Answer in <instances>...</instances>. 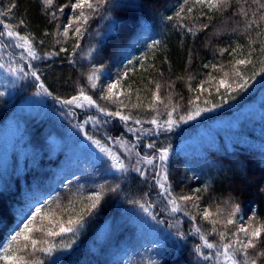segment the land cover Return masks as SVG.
I'll use <instances>...</instances> for the list:
<instances>
[{
  "label": "trees",
  "instance_id": "16d2710c",
  "mask_svg": "<svg viewBox=\"0 0 264 264\" xmlns=\"http://www.w3.org/2000/svg\"><path fill=\"white\" fill-rule=\"evenodd\" d=\"M121 2L134 3L139 7L102 9L90 21L89 30L79 41L81 47L74 57L70 56L71 40L62 44L55 42V24L68 22L74 15L70 8H65L63 15L58 13V21L49 23L50 17L40 0H0V10L6 9L10 3L16 4L12 13L0 16V20L15 25L24 21L19 29L22 34H31L37 41H45L37 49L41 55L57 51L61 47L69 50L50 60L32 61L40 71L41 82L54 96L61 100L68 99L77 95L78 90L83 87L97 103L110 109L112 105L99 99L101 87H106L116 78L117 72L128 58L145 52L148 42L152 39L162 40V51L156 53L155 59L150 56L148 61L158 71H144L137 64L136 71L130 72L127 81L122 82L120 92L130 94L132 103H137L139 96L145 105L143 111L133 110L134 114L144 121H149L153 116L161 121L167 119L164 105L158 106L159 115L147 108L151 99L150 89L154 87V83L150 84L149 81L160 83L165 103L171 92L172 104H179L173 118L177 114L183 115L191 107L190 99L201 108L211 107V103L206 105L204 101L220 106L202 112L192 121L180 123L171 132L147 136L143 143L155 140L158 146L171 145L169 179L176 194L189 193L191 189L207 184L210 191L201 201V208L209 207L215 212L218 205L222 207V202L232 196L241 205L246 222L252 210H255L258 222L264 223V75L250 80L249 87L243 92L233 93L235 99L228 96L222 98L220 93H223V89L220 93L216 91V85L219 79L224 78V72H229L231 78L230 61H233V56L228 52L221 55L219 49L231 48L239 43L245 46L242 52L247 53L249 39H257L256 33L252 32L249 36L244 32V17L233 15L237 6L223 14L217 13L211 19L200 16V23L207 24L208 27L193 37L182 34L171 26V22L163 19L164 16L171 15L182 0ZM67 3L69 0H54L51 10ZM248 4L250 11L257 7L252 4V0H248ZM117 11L121 14L118 15ZM112 20L117 23L109 31ZM200 23L195 25L196 28H199ZM261 26L264 27V21ZM145 27L147 32L144 31ZM233 28H238V31L234 33ZM46 32L51 35L45 37ZM60 39L63 40V37ZM253 47L257 49L253 59L257 62L256 71L259 72L264 67L259 64V60L264 59V56L259 52V44ZM90 48L96 51L88 57L86 54ZM2 51V63L6 64L11 60L14 66H25L26 62L20 59L21 49L13 45ZM236 58H240V55ZM72 59L76 61L75 64L71 62ZM212 63L218 66L222 64L223 71H216L211 66L204 67L205 64ZM93 65H104L96 89L90 88L86 79ZM240 68L246 76L252 74L251 65ZM209 74L214 79L209 80ZM179 77L183 79H178ZM169 85L173 87L170 89ZM189 85L193 90H189ZM200 85H203V92H200ZM38 91L44 99L45 115L27 112L23 108ZM0 92H4L0 96V128L9 122H13L15 128L6 157L0 155V247L8 243L10 236L17 230L21 215L29 205L35 206L36 200L41 203L48 200L55 216L66 220L69 214L75 218L82 205L88 202L86 197L101 191L98 185L104 184L107 188L119 183L121 188L118 192L104 191L99 207L91 215L85 214L83 226L75 236L68 233L62 238H55L57 243L61 239L65 242L75 239L76 242L72 248L53 252L52 261L51 257H43L45 264H212L196 255L195 246L202 244V241L192 232L189 218L183 213L173 214L164 210L167 201L158 195L151 173L145 180L132 171L122 176L115 170H108L107 165L94 167L93 161L87 167L81 166L82 158H71L69 150L70 139H80V133L78 136L74 132L67 139L65 130H60L56 125L60 112L65 116L71 113L74 117V120L66 119L64 128L81 124L87 117L94 116L102 123L90 136L99 134V137L106 139L108 136L118 137L124 133L125 139L134 140L127 133L123 122L107 117L87 104L85 109L63 105L44 94L31 76L17 80L11 87L0 84ZM197 95L200 100H195ZM225 119L231 121L229 126L211 133L209 138L188 147L186 151L178 149L181 142L195 139L200 131L208 130L214 123ZM151 127L154 126L147 122L144 124V128ZM143 143L140 145L142 154L149 151L143 147ZM111 149L122 157L126 156L124 149L118 144L112 142ZM145 193L148 195L145 196ZM130 200L152 204L149 211L166 223L156 225L147 212L138 205L130 204ZM70 202L74 205V210L70 207ZM61 209L65 211L62 213ZM177 219L181 221L179 227L186 234V239H179L175 235V228L168 227V223H175ZM200 225L202 230L211 228L205 221H200ZM216 239L215 234L209 237L210 242ZM202 251L209 250L204 248ZM0 264L5 262L0 260Z\"/></svg>",
  "mask_w": 264,
  "mask_h": 264
},
{
  "label": "snow or ice",
  "instance_id": "6c2138e0",
  "mask_svg": "<svg viewBox=\"0 0 264 264\" xmlns=\"http://www.w3.org/2000/svg\"><path fill=\"white\" fill-rule=\"evenodd\" d=\"M40 2L46 14L50 17L49 23L58 21V13L63 15L65 8H70L74 13L67 23L55 24L56 44L71 40L70 56L72 57L76 55L77 49H80L79 41L88 32L90 21L102 9L107 10L110 7L114 10H121L139 7V5L134 3H122L121 0H69V3L57 6L55 10H51L54 6V0H40ZM252 4L257 5L254 11L249 10L248 0H182L171 15L163 17L166 22H171V26L174 29L182 34H190L195 37L197 32L203 31L208 27L207 24L200 23V16L211 19L217 13L223 14L237 6L233 15L238 14L244 17L242 21L244 32L249 34V36H251L252 32H255L257 39H249L247 53L242 52L245 46L239 43L231 48L219 49L221 55L228 52L229 55L233 56V61H230L231 78H229V72H224V78L219 79L216 85L218 93H220L221 89L224 90L223 93H220L222 98L228 96L231 99H235L236 97L232 95L233 93L243 92L249 87L250 80H254L259 75H264V67L257 72V62L253 59V54L257 51L253 47L255 44H259V52L264 56V27L261 26V22L264 21V0H252ZM15 7L16 4L10 3L6 9L0 10V16H9ZM197 12L199 15H196ZM117 14L120 15V11H117ZM116 23L115 20L111 21L109 31L112 30ZM197 23H200L199 28L195 26ZM23 24L24 21H20L19 25H15L0 20V26H2L0 27V50H6L14 45L15 48L22 50L20 59L26 62L25 66L21 67L18 65L14 66V62L9 60L6 64L0 63V69H6L10 74L15 75L18 80L31 76L38 82V87L44 94L63 105L84 108L85 104H87L89 107H95L99 113L123 122L127 133L131 134L134 140L125 139L124 133L118 137L108 136L106 139L124 149L125 157L106 147L101 140L87 136L86 133L85 135L101 153H104L110 159L111 164L108 170H115V172L121 173L122 176L132 171L145 178V180L148 179L149 173L152 174L151 179L154 181V187L158 189V195L167 201L164 210L173 214L183 213L191 221L192 232L198 235L200 241H202V244L195 246L194 251L203 261L212 262V264H262L264 262V223L258 222L255 210H252L246 222L241 205L232 196L222 202V207L218 205L215 212L211 211L209 207L201 208V201L205 199V196L210 191L207 184L193 188L189 193L176 194L169 179L168 161L171 145L158 146L155 140L143 143L147 136H159L171 132L180 123L192 121L199 117L202 112H208L220 106L211 101H204L206 105L211 103V107L201 108L199 104L190 99L189 104L191 107L183 115L177 114L176 118H173L174 113H177L179 104H172L171 92L167 96V103H165V98L161 96L160 83L149 81L150 84L154 83V87L150 89L151 99L148 101L147 108L150 111L157 112V115H159L158 106L164 105L167 119L161 121L156 116H153L149 121H144L134 114L133 110L143 111L145 105L139 96H137V103H132L130 94H122L120 92L123 87L122 82L127 81L130 72L136 71L137 64L144 71H158L155 65L149 64L148 61L150 56L151 59H155L156 53L162 51L164 43L162 40L152 39L148 42L145 45V52L141 53L140 56L128 58L117 72L116 78L109 82L106 87H101L99 99L112 105L113 107L110 109L106 105L97 103L91 95L87 94L83 87L78 90L77 95L68 99L61 100L59 97L54 96L53 92L49 91L45 84L41 82L40 71L32 61L50 60L53 57H58L61 52H68L69 50L61 47L57 51H49L41 55L37 49L45 41L43 39L37 41L31 34H22L19 29ZM144 31L147 32L146 27ZM232 31L235 33L238 28H233ZM44 35L47 37L51 33L46 32ZM61 37H63V40L60 39ZM94 51L96 49L90 48L86 55L91 57ZM237 55H240V58H236ZM71 62L73 64L76 63L74 59ZM259 64L264 65V59L259 60ZM249 65L252 66V74L246 76L240 66ZM210 66L216 71H223L224 67L222 64L218 66L215 63L204 65L205 68ZM25 68L28 70L26 71ZM103 68L104 65L99 67L93 65L89 70L86 79L90 88L96 89L99 86L97 82L100 81V74ZM160 75H163V73H160ZM178 79H183V77ZM190 79L191 77H189ZM211 79H214V77L209 74V80ZM172 87L173 85H169L170 89ZM189 90H193L191 85H189ZM203 91V85H200V92ZM35 94L40 95L41 92L38 91ZM3 95L4 92H0V96ZM122 95L124 98H121ZM195 100H200V96L197 95ZM224 102L227 101L225 100ZM89 122L97 125L102 123L98 117L89 116L81 124L75 125V127L83 128ZM146 122L154 127L144 128ZM103 123H108V121H103ZM142 143L143 147L149 150L143 154L140 148ZM125 159H127V163H125ZM133 160L135 161L134 163ZM101 163L103 162L101 161ZM98 187L101 191L94 192L91 196L85 198L88 202L82 205L80 212L76 214L75 218H73L72 214H69L66 220L56 217L48 200L42 203L40 200H36L35 206L29 205L27 211L23 212L19 219L17 230L10 236L8 243L0 247V260H3L5 264H45L43 257H51L52 261L54 259L52 256L53 252L72 248L76 242L75 239L71 242H65L61 239L57 243L55 238H62L68 233L75 236L78 229L83 226L85 214L91 215L93 210L99 207L104 191L118 192L121 185L117 183L106 188L104 184H100ZM147 195L148 193H145V196ZM128 202L138 205L147 212L156 225L166 223L164 219H158L155 214L149 211L153 205L147 201L141 203L138 200H130ZM70 207L74 210V205L71 202ZM64 211L65 209H61L62 213ZM200 221L208 222L211 228L202 230ZM180 223L181 221L177 219L175 223H168V227L175 228V235L183 240L187 237L180 229ZM218 225H221V227H218ZM213 234L218 239L210 242L209 237ZM204 248L209 251H202ZM37 254H42V256H37Z\"/></svg>",
  "mask_w": 264,
  "mask_h": 264
},
{
  "label": "rangeland",
  "instance_id": "374dc122",
  "mask_svg": "<svg viewBox=\"0 0 264 264\" xmlns=\"http://www.w3.org/2000/svg\"><path fill=\"white\" fill-rule=\"evenodd\" d=\"M2 57H3V51L0 50V63H2ZM5 59V57H4ZM17 77L15 75L10 74L6 69H0V84H3L7 87L13 86L17 82ZM15 82V83H14ZM23 108L27 112H35L40 115H45L46 111L44 108V99L40 95H34L32 98H30L25 105H23ZM85 109V108H83ZM57 123L56 125L60 130H65L67 139H70V136L75 132L78 136L80 133V139H70L71 147H70V155L71 158L80 157L82 158L83 162L81 163V166L87 167L91 164L93 161L94 167H97L98 165H103L106 167H109L111 164L110 159L104 154L101 153L98 148H96L95 145L91 143L90 140L87 139L85 133L87 136H90V134L95 131L97 127H101V124L97 125L95 123L89 122L88 124L84 125L83 128H76L74 125H69L67 128H64L63 123L66 121V119L74 120V117L71 113L67 114L66 116L60 112L57 117ZM231 123L230 120L225 119L223 121H219L214 123L210 129L208 130H202L200 131L195 139H187L183 142H181L178 145V149L182 151H186L188 147L193 146L194 144H197L199 141L203 139H207L211 136V133H214L215 131H218L219 129H222L226 126H229ZM15 133V128L13 122H9L7 125L0 128V155L5 158L10 147L12 144V139ZM92 137V136H91ZM94 139H99L102 141V143H105L106 147L111 148L112 142H110L107 139H104L102 136L99 137V134L93 137ZM100 157V159H99ZM101 161L103 163H101ZM92 166V165H91ZM82 167V168H83Z\"/></svg>",
  "mask_w": 264,
  "mask_h": 264
}]
</instances>
